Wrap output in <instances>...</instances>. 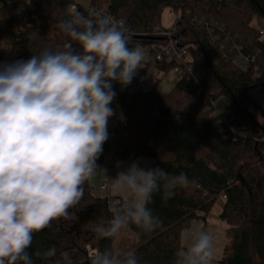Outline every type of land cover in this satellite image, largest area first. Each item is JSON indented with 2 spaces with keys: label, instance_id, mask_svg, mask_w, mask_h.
Returning a JSON list of instances; mask_svg holds the SVG:
<instances>
[{
  "label": "trees",
  "instance_id": "obj_1",
  "mask_svg": "<svg viewBox=\"0 0 264 264\" xmlns=\"http://www.w3.org/2000/svg\"><path fill=\"white\" fill-rule=\"evenodd\" d=\"M1 1L0 64L11 50L26 61L44 47L56 50L69 42L56 22L65 18L74 0H37L35 17L29 21L21 12L29 8L28 0ZM86 4L106 6L123 20L132 32L130 47L159 42L155 33L162 28L163 11L172 8L178 17L177 42L189 45L194 66L205 70L199 96L195 91L183 94L186 78L167 95L157 89L160 78L145 89L137 81L124 88L113 82L116 96L110 106L116 115L109 120V139L97 165L107 153L123 158L144 155L154 160L153 168L173 175L184 172L195 183L177 188L166 202L162 192L153 195L148 207L162 221L153 232L130 225L113 239H98L96 226L111 218L110 206L120 203L111 205L110 200L117 199L111 195L95 196L88 181L69 219L53 221L34 234L30 252L52 246L57 250L49 260L34 257L35 264H55L63 252L71 255L73 264H90L87 246L98 251L132 249L140 264H173L183 246L182 232L193 221L206 220L219 200L223 205L219 218L228 239L220 261L264 264V109L249 93L264 88V35L259 31L264 0H88ZM8 43L12 49L5 48ZM239 54L254 56L252 68L244 71L236 65ZM174 66V62L157 64L164 74ZM223 96L229 100L232 120L220 121L205 110L211 100ZM162 108L170 113L163 115ZM126 116L129 121L123 126Z\"/></svg>",
  "mask_w": 264,
  "mask_h": 264
},
{
  "label": "clouds",
  "instance_id": "obj_2",
  "mask_svg": "<svg viewBox=\"0 0 264 264\" xmlns=\"http://www.w3.org/2000/svg\"><path fill=\"white\" fill-rule=\"evenodd\" d=\"M56 27L70 38L61 49L44 47L26 61L0 64V264H35L34 257L57 255L55 246L30 252L34 234L74 214L109 139L113 82L127 87L147 59L139 43L130 47L131 29L111 15H85L70 4ZM194 183L184 172L132 162L104 186L125 198L110 206L111 218L94 230L97 238L113 239L130 225L153 232L162 224L148 207L153 195L162 192L166 202ZM184 240L173 264H214L211 232L194 228ZM89 259L140 264L132 249L106 248ZM55 264L73 259L63 252Z\"/></svg>",
  "mask_w": 264,
  "mask_h": 264
},
{
  "label": "built area",
  "instance_id": "obj_3",
  "mask_svg": "<svg viewBox=\"0 0 264 264\" xmlns=\"http://www.w3.org/2000/svg\"><path fill=\"white\" fill-rule=\"evenodd\" d=\"M35 1L37 0H28L29 8H22V16L26 17L27 21L34 19L35 11ZM2 5V1L0 0V6ZM71 5H74L78 8V10H84V14L87 15L89 11H99L107 15H111L115 20L123 22V20L117 18L106 6H89L88 4H84L79 2V0H74ZM177 15L174 17L173 24L170 28H166L165 30L160 29L155 33V35L159 38V42L153 44H147L142 46L144 51L147 54V59L143 64L144 72L138 76H135L132 80L137 81L138 87L141 89L148 88L152 86L159 77L162 72V69L157 67V64H162L165 62H174L175 66L171 69V71L177 74V79L174 80V84L182 79L186 78L187 85H185L182 89L183 94H188L191 91H195L196 95L199 96L202 92V78L205 75L204 69H196L194 66V59L189 50V45H180L177 42V34L175 23L177 21ZM124 23V22H123ZM260 34L264 35V19L260 21L259 25ZM5 48L12 49L11 44H6ZM238 50H241L240 46L236 47ZM19 60L16 57V51H10L2 60L1 64L4 63H13ZM255 58L252 55H244L239 54L235 57L234 61L236 65L241 70H249L252 68V64ZM136 79V80H135ZM228 101V102H227ZM206 111L211 113V116L218 118L220 121L227 120L230 118L231 120L234 118L231 109L229 108V100L226 97H221L218 100H211V102L205 108ZM129 118L126 116L123 118L122 124L123 126H127ZM233 133L237 135L234 127H231ZM106 182L101 185V190L108 192V190L104 187ZM107 196H110L109 194ZM225 197V196H224ZM124 198L112 199L110 200L111 205H116L118 203H122ZM200 228H204L205 230L212 233L211 229L206 228V222H201ZM98 251L95 248H91L87 246L88 257ZM214 264H226L220 260H214Z\"/></svg>",
  "mask_w": 264,
  "mask_h": 264
},
{
  "label": "rangeland",
  "instance_id": "obj_4",
  "mask_svg": "<svg viewBox=\"0 0 264 264\" xmlns=\"http://www.w3.org/2000/svg\"><path fill=\"white\" fill-rule=\"evenodd\" d=\"M83 1L87 3L88 0ZM175 15L176 13L172 8L164 9L162 14V30L171 27ZM159 77L161 80L159 81L157 89L161 94L167 95L174 89V80L177 79V74L173 71H169L166 74L161 73ZM249 93L254 97L257 105L264 109V88L256 87L251 89ZM118 161L123 162L119 168L116 167ZM134 161H139L140 166L144 168H153L154 165V160L148 156L131 155L130 157L123 158L120 156H114L112 153H107L103 162L98 164L100 168L97 169L96 174L89 180L92 193L98 197H106L108 193L101 190V185L104 182L108 183L110 178H115L118 171L126 169L129 164ZM109 195L114 196L119 200L125 198L124 194L116 191H110ZM222 206V201L219 200L214 206L212 212L207 216L206 220L200 219L193 221L190 227L185 229L181 234L182 245L185 243L184 237L190 230L200 227L201 222H206V228L211 229L213 234L214 260H220L224 255V248L228 243V239L225 234L226 225L219 218Z\"/></svg>",
  "mask_w": 264,
  "mask_h": 264
},
{
  "label": "water",
  "instance_id": "obj_5",
  "mask_svg": "<svg viewBox=\"0 0 264 264\" xmlns=\"http://www.w3.org/2000/svg\"><path fill=\"white\" fill-rule=\"evenodd\" d=\"M160 40L162 39V38H159ZM161 113L163 114V115H165V114H169L170 113V110L169 109H166V108H162L161 110Z\"/></svg>",
  "mask_w": 264,
  "mask_h": 264
},
{
  "label": "crops",
  "instance_id": "obj_6",
  "mask_svg": "<svg viewBox=\"0 0 264 264\" xmlns=\"http://www.w3.org/2000/svg\"><path fill=\"white\" fill-rule=\"evenodd\" d=\"M81 3H84V4H86V2H84L83 0H79ZM87 3H88V1H87ZM108 194H110V191L108 190V192H107ZM107 194V195H108Z\"/></svg>",
  "mask_w": 264,
  "mask_h": 264
}]
</instances>
